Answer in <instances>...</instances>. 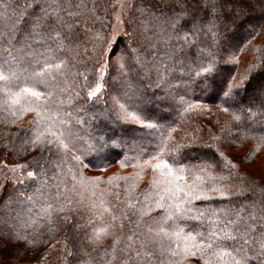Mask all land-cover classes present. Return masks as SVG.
Listing matches in <instances>:
<instances>
[{
	"label": "trees",
	"instance_id": "trees-1",
	"mask_svg": "<svg viewBox=\"0 0 264 264\" xmlns=\"http://www.w3.org/2000/svg\"><path fill=\"white\" fill-rule=\"evenodd\" d=\"M112 3L0 0V64L16 72L10 95L0 82V163L31 173L4 186L11 228L0 237L46 246L64 233L66 264H235L241 255L264 264V131L249 116L263 108L254 90L264 81V0H133L126 34L107 53ZM224 77L230 92L242 85L235 103L220 93ZM160 95L168 101L154 115L146 102ZM102 110L112 125L96 116ZM97 124L134 144L101 151ZM196 145L219 152L211 167L203 161L212 150ZM213 179L226 196L186 204L187 192ZM176 205L191 211L179 215ZM210 221L233 222L240 254L228 244L231 255L213 257L207 237L221 225Z\"/></svg>",
	"mask_w": 264,
	"mask_h": 264
},
{
	"label": "rangeland",
	"instance_id": "rangeland-1",
	"mask_svg": "<svg viewBox=\"0 0 264 264\" xmlns=\"http://www.w3.org/2000/svg\"><path fill=\"white\" fill-rule=\"evenodd\" d=\"M133 0H113V10H112V24L110 27V31L108 34V43L106 46V52L108 53L113 45L116 43L117 39L121 36H125V20L129 11V8L132 4ZM251 1V0H250ZM225 12H230L232 14L237 13V8H225L223 9ZM214 14H216V11L214 9L210 10L208 9V15L211 18ZM106 67V63L102 65L101 71L103 72ZM103 76V75H101ZM221 83V81H219ZM264 85V81L262 80L261 83L256 84L255 92L260 91L261 86ZM102 84H98L93 88L94 91L100 90ZM148 86V85H146ZM212 86V82L209 80L206 85H202V89H206L209 93L210 87ZM254 92V94H255ZM249 93V91H248ZM252 93V92H251ZM250 93V94H251ZM140 95H143L141 93L137 92V96L135 97L139 98ZM134 97V96H132ZM234 101L238 100V98L232 97ZM168 99L164 96H158L155 99H152L151 101L147 100V106H152L156 109V112L154 115H157V109L160 107L161 104L164 102H167ZM257 104H260L264 111V105L261 104V99L256 100ZM242 104V103H240ZM243 105V104H242ZM261 110H257L256 112H252L249 114L250 119H256V121L262 123L264 122V113ZM168 116H172V110L166 111ZM96 116L99 119L105 120V122L108 125H112L115 121V117H113L111 114L107 113L106 111H97ZM159 115V114H158ZM240 121V120H239ZM106 125V124H105ZM105 125H95L103 134H105V139L101 142V145L99 146L102 151V149H108V145L115 144L119 141V143L116 145V148L118 151L123 152L129 149V146L126 144H134L133 140H131L132 135H125L123 136L120 131L117 130V132L110 133L107 127ZM242 135V133H240ZM158 139L156 135L151 136V140L148 142V146L153 147L157 144ZM114 145V146H115ZM115 147L111 150L107 151L106 154L111 153ZM103 150V152H104ZM240 152H245V148ZM27 153V152H26ZM23 151L18 150L17 151V157L23 156ZM96 155V154H95ZM24 166L22 164L17 165H11L7 163H0V197L2 194V191L4 189V186L7 182L15 183L18 181H21L24 177L29 176L30 172H26L25 176H23L24 173H22V168ZM256 168V167H255ZM113 169H115L113 167ZM95 198V197H94ZM97 199V198H95ZM98 200V199H97ZM99 201V200H98ZM7 204V203H6ZM5 207H2L0 209V231L3 234H7L5 230L10 229L11 227L9 225H6V220L9 215L4 214ZM2 228V229H1ZM50 236V235H49ZM0 237V264H66L67 257L71 253V249L67 243V238L64 236V233L62 235H51V239L49 240V243L44 246L43 243L37 242L36 245L31 244L29 246L25 245V242H17V240H9V238ZM49 238V237H48ZM8 244V245H7ZM40 245V246H38ZM35 248V249H34ZM43 248V249H42ZM42 249V250H41Z\"/></svg>",
	"mask_w": 264,
	"mask_h": 264
},
{
	"label": "snow or ice",
	"instance_id": "snow-or-ice-1",
	"mask_svg": "<svg viewBox=\"0 0 264 264\" xmlns=\"http://www.w3.org/2000/svg\"><path fill=\"white\" fill-rule=\"evenodd\" d=\"M55 36L59 37L60 33L58 31L55 32ZM182 39L187 40V36L183 37ZM62 65H63V60H60L58 63H55V64L45 63L43 66V69H51L54 67L60 68ZM15 77H16V72L13 70V68L10 65H8L7 63L0 64V82L3 83V86H4L3 91L6 96L11 94L10 84H11V81L15 79ZM228 84H229V77H224L220 85V93L225 98V103H235L232 97L239 93V91L242 88V85L237 83L234 86L233 91L230 92L227 90ZM34 95H40V94L34 93ZM260 96H261V104L264 105V85L261 86ZM241 110L243 111V109ZM234 120L239 121L240 117L234 116ZM237 126L239 127V125ZM260 130L264 131V122L261 123ZM182 147L187 148L191 146L184 145ZM196 147L203 148L205 150H209V149L212 150V155L209 156L207 160L203 161V164L205 167H211L212 166L211 161L216 160L217 156L220 155L219 152L215 150L212 145H196ZM158 151H162V149ZM170 158H173V157H170ZM173 162L179 163V161L175 160L174 158H173ZM163 163L165 167L169 169L171 168V165L167 164V162H163ZM156 167H160V165L158 164L156 165ZM29 175H31V173ZM215 185H216V181L214 179L207 183L202 182L195 189V191H189L185 194L187 197L186 204L190 205L193 199L200 198L201 195L206 192H214L215 194L219 196H226L228 194L227 192L219 191ZM203 198L210 199L211 197L204 196ZM161 199H163V197ZM158 206L161 208H165L166 211H169V208L171 207L164 203H160ZM175 211L179 215H184L185 213L190 212L191 208L190 207L182 208L179 205H176ZM113 219H115V217H113ZM232 223H233L232 221H228L227 223L223 221H210V224H220L221 225L219 228H215V227L212 228L207 237V240H208L207 248L209 250H212L213 257H217L218 255H231V253L224 248V245H228V244H231L233 246L232 251H235L237 254H240L241 250L238 247H236V245L238 244V238L236 235H233L229 227V225H231ZM236 226L239 227V224H237ZM104 231H105L104 229L100 230V232H104ZM160 231H163V229H160ZM96 238L97 239L99 238V234H97ZM201 239H204V237L202 236ZM214 245H215V249H213ZM262 247H264V244H262ZM244 259H246V257L241 255V259L236 260L235 264H243Z\"/></svg>",
	"mask_w": 264,
	"mask_h": 264
}]
</instances>
